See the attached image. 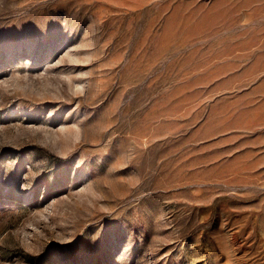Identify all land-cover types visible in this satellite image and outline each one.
Wrapping results in <instances>:
<instances>
[{
    "label": "rangeland",
    "instance_id": "obj_1",
    "mask_svg": "<svg viewBox=\"0 0 264 264\" xmlns=\"http://www.w3.org/2000/svg\"><path fill=\"white\" fill-rule=\"evenodd\" d=\"M0 264H264V0H0Z\"/></svg>",
    "mask_w": 264,
    "mask_h": 264
}]
</instances>
